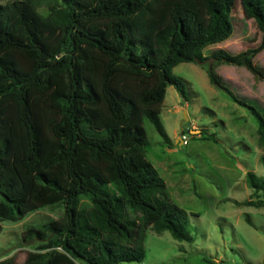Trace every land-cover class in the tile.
Returning a JSON list of instances; mask_svg holds the SVG:
<instances>
[{"label":"trees","instance_id":"16d2710c","mask_svg":"<svg viewBox=\"0 0 264 264\" xmlns=\"http://www.w3.org/2000/svg\"><path fill=\"white\" fill-rule=\"evenodd\" d=\"M235 1L0 3V220L63 206L60 219L23 231L32 250L20 264L139 262L149 227L192 243L186 211L145 157L143 120L171 144L160 105L168 86L187 100L186 84L172 69L193 62L253 115L264 148V112L215 70L243 66L264 80V68L254 62L264 50V0H240L260 32L255 46L203 52L232 34ZM200 133L217 141L214 133ZM260 161L264 168V154ZM246 180L256 199L243 204L263 207L264 178L247 171Z\"/></svg>","mask_w":264,"mask_h":264},{"label":"rangeland","instance_id":"374dc122","mask_svg":"<svg viewBox=\"0 0 264 264\" xmlns=\"http://www.w3.org/2000/svg\"><path fill=\"white\" fill-rule=\"evenodd\" d=\"M7 1L11 0L0 3ZM38 10L47 14L44 3ZM231 17L232 34L207 46L205 54L219 48L237 53L259 42L256 23L244 16L240 0L235 1ZM254 62L264 68V50L254 57ZM215 70L238 97L254 102L264 112V80L256 79L243 66L220 64ZM172 72L184 80L187 100L173 86L166 88L159 117L171 144H165L144 119L148 140L145 157L164 179L170 199L186 211L193 241L179 242L168 231L156 233L149 227L144 259L117 264H261L264 206L243 204L256 199L246 172L253 171L264 178L260 161L264 148L257 143V123L245 107L209 82L200 65L181 62ZM202 129L214 133L217 141L204 140ZM62 216L63 206L57 205L32 211L20 220H0V261L22 263L32 250L24 244L23 231Z\"/></svg>","mask_w":264,"mask_h":264},{"label":"built area","instance_id":"2783aa9c","mask_svg":"<svg viewBox=\"0 0 264 264\" xmlns=\"http://www.w3.org/2000/svg\"><path fill=\"white\" fill-rule=\"evenodd\" d=\"M182 138H184V136H182Z\"/></svg>","mask_w":264,"mask_h":264}]
</instances>
